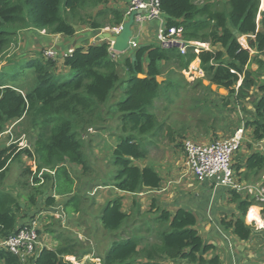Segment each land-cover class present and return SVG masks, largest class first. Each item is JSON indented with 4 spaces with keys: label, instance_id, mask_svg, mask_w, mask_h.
<instances>
[{
    "label": "trees",
    "instance_id": "1",
    "mask_svg": "<svg viewBox=\"0 0 264 264\" xmlns=\"http://www.w3.org/2000/svg\"><path fill=\"white\" fill-rule=\"evenodd\" d=\"M128 4L129 0H0V52L27 29L73 37L85 27L95 32L114 28L124 22ZM160 8L166 26L181 29V37L189 42L186 53L178 45L158 42L115 56L111 43L104 40L75 46L66 55L59 53L68 72L58 70V55L47 56L44 50L0 68V136L8 123L26 121L32 138L26 146L19 145V139L8 145L0 142V237L12 236L26 225H20L22 217L42 208L51 212L49 224L53 225L47 231L52 233L58 232L54 211L82 215L88 195L80 191V178L85 177L88 185L112 184L133 194L160 189L163 179L156 168L140 166L135 160L147 158L160 143L179 146L187 137L186 128L168 124L163 113L166 105L160 100L174 103V97L193 95L191 109L213 116L211 105L217 103L208 98L216 93L212 85L229 90L221 96L226 103L241 78V89L254 83L245 72L251 61L264 68V0H160ZM241 34L248 36V47L238 39ZM191 42L208 43L209 48L196 51ZM196 58L209 85L203 78L187 82L182 74ZM27 69L35 76L32 86L18 81ZM260 90L255 111L243 125L252 129L256 141L264 139V81ZM194 121L196 126L206 123L199 116ZM92 129H109L118 140L105 160L110 170L100 174L101 183L93 175L89 152L87 135ZM23 158L32 161L22 171L21 183L30 189L23 197L25 203L5 187L9 165ZM236 169L244 180L260 177L264 153L254 150ZM229 190L238 214L225 225L239 239L249 240L257 230L245 218L257 203L263 205L264 215V200ZM123 199L121 195L112 198L96 213L98 227L113 238L100 257L101 264H159L164 259L176 264H221L218 254L206 257L212 245L203 240L193 212L184 208L173 212L153 199L146 212H141L137 201L133 217L123 210ZM57 235L63 239L58 247L37 248L24 258L0 249V264H74L68 256L78 259L86 253L80 250L84 242L77 234L61 231Z\"/></svg>",
    "mask_w": 264,
    "mask_h": 264
},
{
    "label": "crops",
    "instance_id": "2",
    "mask_svg": "<svg viewBox=\"0 0 264 264\" xmlns=\"http://www.w3.org/2000/svg\"><path fill=\"white\" fill-rule=\"evenodd\" d=\"M160 27L161 25L157 20H147L141 24H135L133 26L134 38L139 43V45L158 43L159 42L158 30ZM25 31L28 40L30 39V42L27 43V48H30L34 44H38L41 42L44 46H46V49L54 48L57 51L58 53L57 55L59 58L58 70L61 72H66V71L68 72L69 69L62 64L63 55L59 56V53L64 54L67 50L72 49L75 46H88L90 44L98 42L95 40V35L98 32L90 31L86 27L82 28V30L77 32V34L73 37L64 36L62 34L47 35L45 33L42 34L41 32L39 33L35 30H30V29H27ZM37 34L38 37H35V35ZM238 38L241 41L243 39L244 40L246 39L245 42L244 41L242 42L244 43V45L247 44V38H248L247 35L241 34L238 36ZM17 61H20V59L18 58ZM15 62L16 61H12L11 63H15ZM192 63L200 66V59L196 58ZM245 72L248 75H250L252 79H254V83L251 85L246 84V87L241 89L243 84V79H242L240 82L237 83V85H235L234 94L236 96L232 95L229 98L230 101L232 99L233 104L235 103V107H237V110L240 113L236 115L235 118L238 119V122L241 121L242 123V124L237 123L232 130L233 132H235V130L241 125H244V119L247 117L246 116L247 114L243 115V112H241L240 110L241 108H239V104L236 103L237 102L236 100H240L241 103L242 102L245 103L246 100L255 98V100H253V104H255L254 102H256V100H258V98L262 94V91L260 90V85L264 81V68L263 67L260 68L257 62L251 61L245 67ZM182 74L186 78L187 82H191V81L195 82V80L199 77L194 75L195 77L191 79L185 74L184 70H182ZM254 76L257 77L255 78ZM200 77L205 78L206 73L204 76H200ZM207 82L209 83V81ZM215 91H216L215 94H210L211 96L209 95V101H212L213 103H217L220 102V100H222V104H224L225 100H223L221 96H226V95L221 94L217 90ZM241 96L245 98L244 99L240 98ZM187 97L188 96H185V94H183L180 97H174L175 100L174 103H169L167 100H163V99L160 100L162 106L166 105V110L162 112L164 113L165 118H167L168 124H170L172 128H186L184 135H187V137L190 135L196 137L199 136L204 143L212 142L216 137H218V135L222 134L219 131V127H218V131L217 130L210 131L208 129L212 127H216V125L206 126L203 125L205 123H202L200 124V126L199 125L196 126V124L193 122V119L195 118L192 119L191 117V114L193 113L189 111V108L185 111L184 106H182L183 105L182 103H184V100ZM229 99H227L228 101L226 100L227 102L225 103V105L230 104ZM192 104L190 105V109ZM213 106L211 105V107ZM214 107L212 109L213 113H214ZM247 109H249L247 111L250 114L249 116H251L255 111V105L253 106L249 105ZM217 112L219 114L220 110H218ZM178 115H183V116L185 115L189 118H186V120H182ZM202 128L206 130V133H202ZM247 129L249 128H246L245 130ZM8 131L9 130L6 129L4 133H8ZM2 135L0 136V142L3 145L10 144L9 141H2ZM230 135L232 134L230 133L229 135H226V137L227 136L229 137ZM187 137L180 140L181 147L184 140ZM252 141H254V139H253V134L251 132V136L247 142L248 144L246 143L247 146L246 144H243L242 148H240L237 151L238 153L236 152L233 157L234 159L233 163H235L236 168L237 166L243 165L245 158L254 151L255 148L252 145H249V143L251 144ZM261 141H264V139ZM117 143L118 140L116 138V142H114L110 146L109 149L110 152L108 154L104 152L102 158L110 157ZM174 148H176L175 145H168L167 142L160 143V148L158 150L164 151V154H166L164 158L161 156L158 157L159 159L154 158L153 156L154 151L152 149L151 153L147 158L137 159V162L135 160V163L140 166L150 164L156 168V170L160 173L163 179L162 186L160 189L148 190L138 194H133L130 192L122 191L112 184L102 186L99 184L92 183L89 184V190L87 193L91 195H96L97 203L102 205H105L112 198L121 195L124 197L123 210L127 213H132L134 210H137L136 207L137 201L141 204V212H146L147 210L150 209L153 199H156V201L159 203L160 206L167 208L168 210H171L173 212L179 208H184L186 210H189L193 212L197 217L196 227L199 230L203 240L205 241V243L212 245V248L206 254V257H212L213 255L218 254L221 258V264H264V230H263L264 227H257L256 228L257 232H255L253 234V237L249 240L239 239L232 232V229L227 228L225 225V221H229L235 218L236 215L238 214L237 203L233 201V196L230 193V190L226 187L216 184V182H214L213 180H207L202 182L197 180L195 182H191L188 184V180L186 179L187 175L182 173L184 171L186 172V170H189L186 164V160L184 163V161H182L181 156H171L170 152L173 151ZM14 163L16 162L15 161L11 162L12 166ZM184 165L186 169H181L183 168ZM243 170L244 167L241 169V171ZM170 174H172L171 176L173 179L168 180V175ZM8 175H9V171H8ZM170 184L173 185L170 186ZM141 196L144 198H141ZM127 201L131 203L132 206L129 210L125 209V204ZM134 202H136V204H134ZM71 215L73 216L68 217L65 222L66 228L72 226L73 228L78 227L80 229V227L78 226L79 225L78 218L76 217L79 216V214L73 213ZM28 218L29 216L22 217L20 219V223H21L20 225L22 224L27 225L31 223V221L28 220ZM86 219L88 220L89 217H87ZM45 222L49 224L51 221L48 220ZM261 222L263 221L261 220ZM88 223H90L89 227H91V232H92L91 241L89 239L90 242L89 250L82 257L78 259L75 256H68V259L74 262V264H83V258L85 260L84 261L85 263L87 262L91 264H101L100 257L111 246L113 238L111 236H108L106 231L98 227L99 219L95 218L91 222H89L88 220ZM96 223H98L97 226ZM101 230L104 231V235L100 234ZM54 234L55 233L49 231L46 232L45 234H42V236L39 238L40 243L38 245V248L58 247L61 244V242H63V239L57 238L56 236H54ZM159 264H176V263L174 262V260L164 259L159 261Z\"/></svg>",
    "mask_w": 264,
    "mask_h": 264
},
{
    "label": "rangeland",
    "instance_id": "3",
    "mask_svg": "<svg viewBox=\"0 0 264 264\" xmlns=\"http://www.w3.org/2000/svg\"><path fill=\"white\" fill-rule=\"evenodd\" d=\"M107 29L108 28H106V30ZM40 32L42 34L45 33V31H39V33ZM35 37H38V34L35 35ZM28 42H30V39L28 40L26 31H24V32L21 31L18 34V36L16 37V39L11 43V45L9 47H7L3 52H0V68L2 66H5V65L6 66L10 65V63L12 61H17L18 58L20 60L21 59H25L27 57L28 58H32V57L37 56L40 53V51H42V50H44V52L46 50H49V49H46V46H44L41 42L38 43V44H34L30 48H27V43ZM50 49H52V48H50ZM252 62H255V61H252ZM260 66L261 65H259V67ZM9 67H11V66H9ZM27 71L30 74V76H28ZM27 71H26L25 74L20 73L18 75V81L22 82L24 84L27 83L28 86H32V84L35 83V76H34V73H33L32 70H30V69L28 70L27 69ZM15 72L16 71H12L11 70V73H15ZM9 73H10V71H9ZM249 74H251V73H249ZM254 77L256 78L257 76H254ZM159 78H161V80H163L164 76H159ZM189 78L192 79V77H189ZM200 78H203V77H200ZM205 78H203L204 79V84L207 85L209 83L207 82L208 80L205 79ZM191 82L194 83V81H191ZM212 88L214 90L219 91L221 94L227 95L228 93H230L229 90H227L224 87H218L216 85H212ZM201 90L204 91L203 88H201ZM187 96L188 97L185 99L186 101L184 100V103H182L183 104L182 106H184V110L185 111L189 108V111H191L193 113V114H191L192 119L196 118L197 116H199L201 118L204 117V119H206V123L203 124V125H206V126L216 125V127H212L210 129H208L210 131H212V130H217L218 131V127H219V131L222 134L218 135V137H216L214 140L220 139V138H226V135H229L230 133L234 134V132L232 130L236 126V124L238 123V119H236L235 117H236V115H238L240 113L237 110V107H235V103L233 104L232 99H231V101L229 99L230 104H228V105H225V103L222 104V100L217 99V100H220V102H217V106H215V107L213 106L214 107V113L213 114L215 115V118H212L214 116L212 113L211 114L213 116H211L210 114L209 115L202 114L200 111L191 110L190 109V105L193 103V101H192L193 95H187ZM240 98L244 99L245 97L241 96ZM253 100H255V98H253V99L251 98L250 100H246L245 103L244 102L241 103L240 100H236L237 101L236 103L239 104V108H241L240 110H241V112H243V115H246V114H247L246 116L250 115L249 112L247 111L249 109H247V108L249 107V105L250 106L255 105V104H253ZM213 107H212V109H213ZM245 108H246V111H245ZM217 110H220L219 114H218V112H216ZM178 116L182 120H186V118H189V117H187L185 115L184 116L183 115H178ZM193 122H195L194 119H193ZM193 125H194V123H193ZM218 125H220V126H218ZM240 127L244 128L245 126L241 125ZM28 128L29 127H27V122L26 121H25V124H19V123H16V122H10V123L7 124V128H6L9 131H8V133H4L2 135V141H9V143H11L12 141L16 142V140L19 139V141H18L19 145H21V146L29 145L30 141L32 140V138L29 135L30 134V132H29L30 130ZM245 129L246 128L243 129L244 130L243 131V139H242V144H241L240 148H242L243 144H246L248 142V139L251 136L252 129L251 128H249L247 130H245ZM25 131L27 132L26 135H24ZM28 132H29V134H28ZM202 133H206V130L204 128H202ZM187 138H192V139H194V140H196V141H198L200 143H204L203 140L199 136L196 137V136L190 135ZM87 139L89 141L88 145L90 147L89 152L90 151L92 152V157H93V160H94V163H93L94 173H93V175H96V180L100 181V183H101L100 174L106 175V174H108V170H110V168H108V165H106L107 163H106L105 160L111 157L110 156V157L102 158V156H103L104 152H106L107 154L110 152V150H109L110 146L114 142H116V137L111 134L109 129H100V130L92 129V133H89L87 135ZM92 141H93L94 144L92 143ZM205 144H208V143H205ZM247 144H246V146H247ZM249 145H252L255 148L254 150H259V151L264 153V141H256V140H254V141H252L251 144L249 143ZM153 151H154L153 156L156 159H159L158 157H160V156L163 157V158L166 156V154H164L163 150L153 149ZM170 155L171 156H181L182 161H184V163H185L186 157H185V153H184V149H183V144H182V147L180 145L176 146V148H174V150L170 152ZM15 162L16 163H14L13 166H12V164H10L9 175H8V177L6 179L5 187H6V189L9 188L8 190H11L14 194L17 195V197L19 198L20 201L25 203L27 200L24 199L23 197L28 195L30 189L29 188L24 189V187H23V185L21 183V182H23L22 171H23V167L25 165H29L30 163H32V161L30 159L28 160L26 158H23L21 160L15 161ZM136 162H137V160H136ZM150 162H151V160H150ZM233 162H234V159H233ZM18 168H19V170H18ZM233 168L235 170V178L237 180H241V181H244L246 183L254 184V185H256V186H258L260 188L264 187V185H263L264 184V171L262 172V174L258 178H251L252 180H244V179H242L243 176H241V173H239V171L236 169L235 163H233ZM181 169H186L185 165ZM182 173L187 175L186 179L188 180V184L191 183V182L197 181V179L195 178V175L192 172H190L189 170H186V172L184 171ZM171 175L172 174L168 175V180L173 179ZM177 181H179V180H177ZM172 185L173 184H170V186H172ZM78 186L80 187V191L82 193H84L85 195L86 194L88 195L87 198L85 197V199H84V201H85L84 204H83L84 205L83 206L84 207V210H83L84 213L82 215L76 216L78 218V222H79L78 226L80 227V229L78 227L77 228H73L72 226L69 227L70 229L66 228V225H65L66 223L65 222H66L67 218L73 216L71 214L69 215L66 212H65L63 218H59V217L56 216V219L54 220V222H55L54 226L58 230L57 233H59L61 231H64L65 233L73 232V235L77 234L81 238V240L84 242L83 245L80 247V250L88 252L89 243H90L89 239H90V241L92 239V237H91V234H92L91 227H89L90 223H88V220H89V222L94 220L96 218V213L98 214L100 212L101 206H103V205L97 203L96 195H91V194L87 193L88 190H89V185L86 182L85 177L83 179L80 178ZM102 186H104V184ZM141 198H144V197L141 196ZM259 199H256V200L258 202H260L261 200H259ZM262 206L263 205L261 203H257V205H254L253 207L257 208V211L260 213V218L264 222V215H263V213L261 211L262 210ZM131 207H132L131 203H129L127 201L126 204H125V209L129 210ZM42 209L43 210H37L36 211L37 213H35L33 211L32 212V216L28 218V220H30L32 222H35L37 224L38 231H39V237H41L42 234H45L46 232H48L47 228H49V226L53 225V224H48V223L45 222V221H48V220L51 221L50 217H52V215H51V212L49 211V209H46V210H44V208H42ZM54 212L58 214V211H54ZM132 216L135 217V214L132 213ZM87 217H89L88 220L86 219ZM57 218H59V219H57ZM134 222H135V225H137V218L134 220ZM97 224L98 223H96V226H97ZM250 224L254 227L255 230H256L257 227H259L258 224H257V220H252V222ZM57 233L54 234V236H56ZM100 234L104 235V231L101 230ZM37 248H38V246H37ZM84 261L85 260L83 258V264H86L87 262L85 263Z\"/></svg>",
    "mask_w": 264,
    "mask_h": 264
},
{
    "label": "built area",
    "instance_id": "4",
    "mask_svg": "<svg viewBox=\"0 0 264 264\" xmlns=\"http://www.w3.org/2000/svg\"><path fill=\"white\" fill-rule=\"evenodd\" d=\"M135 9L143 10L135 16V24H141L147 20H157L161 25L158 30L159 42L163 46L178 45L182 53H186L189 42L181 37V29L175 26L169 28L166 26L165 17L160 8V0H129L125 19H127L129 14ZM122 24L109 29L118 33L122 29ZM242 41L245 42L246 40L243 39ZM242 41L240 40L242 45L248 47V45H244ZM130 43L131 50L139 45L135 38L132 39ZM191 43L196 45V51H199L200 47L209 48L208 43ZM72 51V49H69L63 55L71 53ZM57 54L54 48H49V50L45 51V55L47 56L57 57ZM114 55L117 56V54ZM184 71L188 77L192 78L195 77L194 75H205V71L200 66L193 63ZM242 79L243 78H241L239 82ZM243 129L244 128L240 127L231 136L213 140L208 144L200 143L192 138H186L183 142L186 164L189 170L195 175V178L200 182L213 180L220 186L243 191L257 199L260 198L259 200L262 201L264 200V187L260 188L254 184L246 183L235 178V170L232 162L235 153L241 147ZM34 169L36 170V167H34ZM54 214L59 218H63L65 212L58 211V214L55 212ZM258 214L260 216L259 212ZM39 238L37 224L31 221V223L17 230L9 238L0 237V249H7L16 254L21 253V256L24 258L27 254L35 253L40 243Z\"/></svg>",
    "mask_w": 264,
    "mask_h": 264
},
{
    "label": "water",
    "instance_id": "5",
    "mask_svg": "<svg viewBox=\"0 0 264 264\" xmlns=\"http://www.w3.org/2000/svg\"><path fill=\"white\" fill-rule=\"evenodd\" d=\"M142 9L133 10L127 19L124 20L122 24V29L120 32L115 33L111 29H105L98 32L95 35V40L100 42L107 40L111 43V49L114 54H121L124 52H129L131 50V40L134 39V29L135 16L141 13ZM117 58V57H116Z\"/></svg>",
    "mask_w": 264,
    "mask_h": 264
},
{
    "label": "clouds",
    "instance_id": "6",
    "mask_svg": "<svg viewBox=\"0 0 264 264\" xmlns=\"http://www.w3.org/2000/svg\"><path fill=\"white\" fill-rule=\"evenodd\" d=\"M253 206H254V205H253ZM256 212H257V210H256L255 208H253V209L249 212L248 216L245 218V223H246V224H250V223L252 222L253 218H256V219H257L258 226H259V227H264V222H261V221L259 220L258 216L256 215Z\"/></svg>",
    "mask_w": 264,
    "mask_h": 264
},
{
    "label": "bare ground",
    "instance_id": "7",
    "mask_svg": "<svg viewBox=\"0 0 264 264\" xmlns=\"http://www.w3.org/2000/svg\"><path fill=\"white\" fill-rule=\"evenodd\" d=\"M253 208H255L256 210H257V208L256 207H252L251 209H253ZM250 209V210H251ZM250 210H249V212H250ZM258 212V211H257ZM256 212V215L258 216V218H259V220L261 221V218H260V216L258 215V213ZM249 214V213H248ZM253 219H256V218H253ZM257 220V219H256ZM256 222V221H255Z\"/></svg>",
    "mask_w": 264,
    "mask_h": 264
}]
</instances>
